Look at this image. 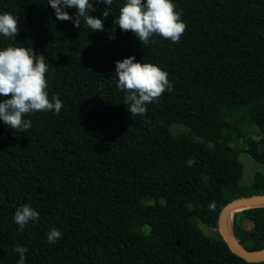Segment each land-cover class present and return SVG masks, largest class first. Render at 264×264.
Returning a JSON list of instances; mask_svg holds the SVG:
<instances>
[{
    "label": "trees",
    "instance_id": "16d2710c",
    "mask_svg": "<svg viewBox=\"0 0 264 264\" xmlns=\"http://www.w3.org/2000/svg\"><path fill=\"white\" fill-rule=\"evenodd\" d=\"M174 2L180 39L142 45L113 24L124 0L94 5L90 15L109 13L103 31L56 20L47 0H0V12L18 17L16 38L0 36V47L44 55L49 99L62 101L59 113L25 114V132L0 122V264H16V245L27 248L25 264H264L235 254L218 230L229 201L264 193V173L241 183L239 158L264 165V136L242 129L250 120L264 131V81L253 76H264V0ZM130 55L172 84L143 116H131L115 86L114 62ZM176 123L188 129L173 134ZM215 124L210 142L200 131ZM24 204L40 216L19 230L13 213ZM52 227L61 237L47 243ZM231 229L245 247H264V205L234 211Z\"/></svg>",
    "mask_w": 264,
    "mask_h": 264
},
{
    "label": "clouds",
    "instance_id": "9594fccd",
    "mask_svg": "<svg viewBox=\"0 0 264 264\" xmlns=\"http://www.w3.org/2000/svg\"><path fill=\"white\" fill-rule=\"evenodd\" d=\"M103 3L111 6L113 0H47L53 9L56 20L71 21L73 27L83 23L91 31H103V18L108 16L102 11L99 17L90 15L94 5ZM75 8L70 14L67 9ZM182 10L176 9L174 0H124L119 8V15L113 17V24L121 31L130 30L142 45L150 42L154 35L162 36L177 42L185 30L181 19ZM18 17L16 14L0 12V36L16 38L18 33ZM115 86L125 92L123 104L131 116H143L146 105L152 103L172 84L166 70L154 63L136 60L134 55L115 62ZM45 56L34 51L30 46L17 47L9 44L0 47V122L11 129L25 132L31 127L30 120L22 118L25 114L37 111L59 113L62 101L53 94L48 96V84L45 74L48 72ZM11 94L8 96V94ZM210 212L216 211L215 201L209 202ZM40 213L28 204L17 207L13 213V221L23 230L29 222L36 223ZM61 237V231L52 227L46 233V242L55 243ZM13 252L18 254L16 264H25V246L16 245Z\"/></svg>",
    "mask_w": 264,
    "mask_h": 264
},
{
    "label": "rangeland",
    "instance_id": "374dc122",
    "mask_svg": "<svg viewBox=\"0 0 264 264\" xmlns=\"http://www.w3.org/2000/svg\"><path fill=\"white\" fill-rule=\"evenodd\" d=\"M253 76L257 82H263L264 81L263 74L258 70L253 72ZM217 128L218 127L215 124L211 127L202 129L200 131V135L202 137L206 138L207 140H209L210 142H213L214 139L218 135ZM187 129H188L187 126H185L184 124L176 123V124H173L171 126V132L173 134H178L180 132H184ZM242 129L244 130L246 138H248V139L260 140L264 136V131L260 127H258L254 122H252L250 120H247L246 122L242 123ZM236 144L242 149L245 148L244 141L241 139L237 140ZM239 158L244 165L243 175L241 178L242 184H248V183L252 182L256 172L264 173V165L257 163L251 157V155L249 153L243 151V152H241ZM139 226H141V224L139 222H137L129 230L131 231L134 227H139ZM198 226L206 235L216 236V229H213V228L209 227L208 225H206L205 223H202L200 221L198 223ZM248 244H251V242L248 241ZM254 248L257 249V248H262V247H260V246L255 247L254 246ZM254 248H252V249H254Z\"/></svg>",
    "mask_w": 264,
    "mask_h": 264
},
{
    "label": "water",
    "instance_id": "95a60500",
    "mask_svg": "<svg viewBox=\"0 0 264 264\" xmlns=\"http://www.w3.org/2000/svg\"><path fill=\"white\" fill-rule=\"evenodd\" d=\"M254 205H264V193L242 196L229 201L220 213L218 230L235 254L248 261H262L264 260V247L249 249L243 246L238 242L228 224L230 212Z\"/></svg>",
    "mask_w": 264,
    "mask_h": 264
},
{
    "label": "bare ground",
    "instance_id": "6f19581e",
    "mask_svg": "<svg viewBox=\"0 0 264 264\" xmlns=\"http://www.w3.org/2000/svg\"><path fill=\"white\" fill-rule=\"evenodd\" d=\"M234 212V211H233ZM233 212H230V214H229V222H228V224H229V227L231 228V218H232V214H233Z\"/></svg>",
    "mask_w": 264,
    "mask_h": 264
}]
</instances>
